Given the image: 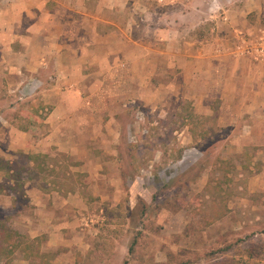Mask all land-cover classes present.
<instances>
[{
    "label": "crops",
    "instance_id": "crops-1",
    "mask_svg": "<svg viewBox=\"0 0 264 264\" xmlns=\"http://www.w3.org/2000/svg\"><path fill=\"white\" fill-rule=\"evenodd\" d=\"M3 1L0 82L7 91L20 90L25 96L15 111L21 123H8V134L32 169L38 167L31 155L39 159L55 149L72 161L74 176L106 177L100 170L103 160L89 150L88 141L98 143L103 133L105 143H114L104 132L118 128L112 124L117 111L109 101L157 93L152 79L164 72L171 103L190 101L196 114H215L217 107L218 123L237 132L235 152L257 147L253 159L264 163V60L238 50L240 39L261 26L246 11L259 10L255 1L241 8L230 0H161L164 8L153 6L156 0ZM105 114L113 115L108 123L101 117ZM33 115H39V130L47 131L29 144ZM99 191L93 184L91 193ZM28 193L35 196L36 206L28 219L31 236L45 234V247L60 249L51 263L81 264L79 252L95 251L87 217L82 224L89 228L76 230L72 226L78 218L66 216L87 209L82 191L32 185ZM11 264L28 263L14 259Z\"/></svg>",
    "mask_w": 264,
    "mask_h": 264
},
{
    "label": "rangeland",
    "instance_id": "rangeland-1",
    "mask_svg": "<svg viewBox=\"0 0 264 264\" xmlns=\"http://www.w3.org/2000/svg\"><path fill=\"white\" fill-rule=\"evenodd\" d=\"M247 1L259 4V10L244 9L264 25V0L230 3L241 8ZM153 6L166 7L161 0ZM156 75L152 82L157 93L109 101L117 111L112 124L118 128L104 132L114 143H105L103 133L98 143L88 141L89 150L103 160L100 170L106 174L96 179L82 172L74 176L69 168L72 161L55 149L37 159L38 168L32 169L30 159L10 144L8 134V123L13 127L21 123L15 111L25 96L20 90L7 91L0 82V219L4 222L0 229L9 226L33 239L34 247L50 255L48 262L54 264L51 261L60 249L46 248L45 234L31 236L28 219L36 206L29 188H78L87 198V209L66 216L78 218V225L72 226L76 230L89 228L82 224L87 217L95 233V251L79 252L81 264H264V163L253 159L257 147L235 152L237 132L218 123L217 107L215 114H196L190 101H182L181 106L179 99L171 103L167 72ZM33 116L29 144L47 131L39 130V115ZM111 116L101 115L106 123ZM112 181L118 182L117 188ZM93 184L101 194L91 193ZM51 210L60 215L59 208ZM9 244L0 243V264L14 259L41 262L40 255L26 257L20 247L7 256Z\"/></svg>",
    "mask_w": 264,
    "mask_h": 264
},
{
    "label": "trees",
    "instance_id": "trees-1",
    "mask_svg": "<svg viewBox=\"0 0 264 264\" xmlns=\"http://www.w3.org/2000/svg\"><path fill=\"white\" fill-rule=\"evenodd\" d=\"M33 118V117H30ZM31 132L34 131L33 129H30ZM38 155H31L30 158L34 159L35 161L37 160ZM4 222H1L0 219V227L2 226ZM5 231H2L0 229V243H10L9 244V248L6 253L7 256H11L13 254V250L16 247H20L21 250L25 251L26 253V257H29V255H33L35 257L39 256L41 257L40 260L41 262L37 263V264H50L48 262L49 258H51L50 255H48L47 253H40V251L38 250L37 247H34L33 244V239L29 240V238L27 236H25L24 234H19L16 231L12 230L9 226L6 227V229H4ZM2 232V234H1ZM36 246V245H35ZM4 250V249H1ZM47 257V258H46Z\"/></svg>",
    "mask_w": 264,
    "mask_h": 264
},
{
    "label": "built area",
    "instance_id": "built-area-1",
    "mask_svg": "<svg viewBox=\"0 0 264 264\" xmlns=\"http://www.w3.org/2000/svg\"><path fill=\"white\" fill-rule=\"evenodd\" d=\"M238 47V50L242 48V52L247 56L264 60V25L258 27L257 31L248 38L242 37Z\"/></svg>",
    "mask_w": 264,
    "mask_h": 264
}]
</instances>
